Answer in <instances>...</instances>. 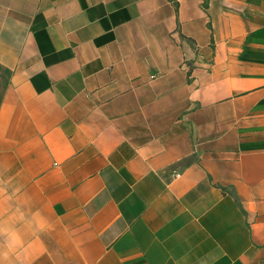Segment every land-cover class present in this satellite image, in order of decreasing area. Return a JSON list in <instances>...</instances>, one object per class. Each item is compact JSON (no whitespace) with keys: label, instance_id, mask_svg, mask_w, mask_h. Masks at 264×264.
Returning <instances> with one entry per match:
<instances>
[{"label":"crops","instance_id":"0c3cea01","mask_svg":"<svg viewBox=\"0 0 264 264\" xmlns=\"http://www.w3.org/2000/svg\"><path fill=\"white\" fill-rule=\"evenodd\" d=\"M0 264H264V0H0Z\"/></svg>","mask_w":264,"mask_h":264}]
</instances>
